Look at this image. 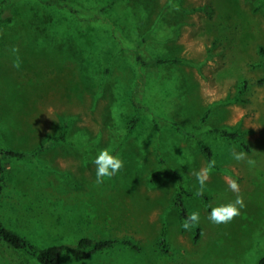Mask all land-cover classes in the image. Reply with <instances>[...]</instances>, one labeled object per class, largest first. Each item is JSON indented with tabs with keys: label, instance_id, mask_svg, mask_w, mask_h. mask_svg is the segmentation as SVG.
I'll return each instance as SVG.
<instances>
[{
	"label": "rangeland",
	"instance_id": "rangeland-1",
	"mask_svg": "<svg viewBox=\"0 0 264 264\" xmlns=\"http://www.w3.org/2000/svg\"><path fill=\"white\" fill-rule=\"evenodd\" d=\"M110 1L0 0V15L11 18L0 21V149L42 146L31 160L0 155V220L39 246L90 236L139 247L83 260L64 252L61 264H256L264 0ZM136 50L176 61L139 66ZM221 127L237 137L212 130ZM103 148L123 167L97 184L92 160ZM197 172L207 176L202 190ZM177 177L191 193L188 214H200L189 229L173 204ZM237 196L239 215L208 220L211 207ZM0 264L39 263L0 240Z\"/></svg>",
	"mask_w": 264,
	"mask_h": 264
},
{
	"label": "trees",
	"instance_id": "trees-1",
	"mask_svg": "<svg viewBox=\"0 0 264 264\" xmlns=\"http://www.w3.org/2000/svg\"><path fill=\"white\" fill-rule=\"evenodd\" d=\"M115 0H111L110 2H114ZM1 22H10L11 18L9 16H1ZM144 40H140L143 42ZM261 53L264 55V48H260ZM136 61L139 66L145 67H156L160 64H164L166 62L176 61V59L170 58H162V57H152L145 58L136 50ZM264 80V76L260 79V81ZM139 81V80H138ZM139 85V84H138ZM138 116H135L132 119V123L137 120ZM176 128L184 132V130L176 126ZM213 131L219 132L222 136L230 139H235L237 137V133L228 130L227 128H214ZM197 140V143L201 150L206 154L207 161L212 164V155L211 149L209 146L200 138L198 134H193ZM62 138V136L60 137ZM58 138L52 137L46 140V144H52L57 141ZM42 146L34 148L30 151H18L13 149H0V155L5 157H12L16 159H33L39 152H41ZM2 167L0 165V172ZM178 178V177H177ZM191 193L188 192L182 183V179L178 178V192L175 195L173 204L178 210L180 218L185 221L186 217L189 215L185 204L183 202L184 196H190ZM200 197L203 195L199 194ZM199 232L196 229V234ZM0 240L3 241L11 251L20 253L24 256L31 257L36 260L39 264H61V255L64 252L70 254L71 257L78 260L88 259L92 255L109 248H112L118 244H124L138 250L139 247L135 241L131 238H93L90 236H80L74 242H61L55 244H49L47 246H39L38 244L32 242L25 236L17 233L16 231L10 229L0 220ZM256 264H264V255L261 256Z\"/></svg>",
	"mask_w": 264,
	"mask_h": 264
},
{
	"label": "clouds",
	"instance_id": "clouds-1",
	"mask_svg": "<svg viewBox=\"0 0 264 264\" xmlns=\"http://www.w3.org/2000/svg\"><path fill=\"white\" fill-rule=\"evenodd\" d=\"M242 155V153H234L236 159H240ZM92 163L95 165V182L97 184L103 183L105 178L113 177L123 167V161L119 155L113 154L107 148L100 149L93 158ZM195 175L200 185V190H202L207 176L206 174L202 175L200 172H197ZM229 188L233 191L239 190L235 181L230 182ZM200 190H198V195L200 194ZM243 207L242 197L237 196L234 202L211 207L207 218L213 224L227 223L231 221L234 216L239 215L240 208ZM199 220V212H192L186 217L182 227L184 229H189L192 225L198 224Z\"/></svg>",
	"mask_w": 264,
	"mask_h": 264
}]
</instances>
